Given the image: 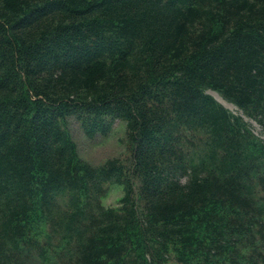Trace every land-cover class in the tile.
<instances>
[{"label": "trees", "instance_id": "obj_1", "mask_svg": "<svg viewBox=\"0 0 264 264\" xmlns=\"http://www.w3.org/2000/svg\"><path fill=\"white\" fill-rule=\"evenodd\" d=\"M245 116L264 128V0H0V264H264ZM72 117L124 121L126 153L83 158Z\"/></svg>", "mask_w": 264, "mask_h": 264}, {"label": "rangeland", "instance_id": "obj_2", "mask_svg": "<svg viewBox=\"0 0 264 264\" xmlns=\"http://www.w3.org/2000/svg\"><path fill=\"white\" fill-rule=\"evenodd\" d=\"M209 92L214 94L213 92L217 91L210 89ZM225 100L233 105V108L226 105L228 108L235 113H240L235 104L227 99ZM245 118L250 122L254 132L264 139V128L257 121L246 116ZM70 125L80 155L91 163L100 164L108 158L123 156L126 153L124 143L126 124L124 121L117 120L113 130L108 135L97 134L94 137L85 134L80 121L75 117L71 118ZM122 194V185L119 183H111L107 194L103 197V202L106 205H117Z\"/></svg>", "mask_w": 264, "mask_h": 264}, {"label": "bare ground", "instance_id": "obj_3", "mask_svg": "<svg viewBox=\"0 0 264 264\" xmlns=\"http://www.w3.org/2000/svg\"><path fill=\"white\" fill-rule=\"evenodd\" d=\"M214 95L220 100L222 101L225 105L229 106V107H232L233 108V105L230 104L229 102H227L219 93L217 92H213Z\"/></svg>", "mask_w": 264, "mask_h": 264}]
</instances>
